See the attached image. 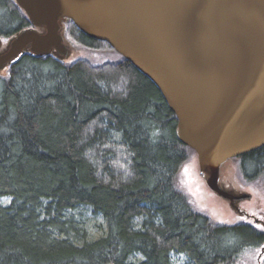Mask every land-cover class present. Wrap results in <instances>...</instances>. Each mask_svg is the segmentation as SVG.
<instances>
[{"label":"trees","instance_id":"16d2710c","mask_svg":"<svg viewBox=\"0 0 264 264\" xmlns=\"http://www.w3.org/2000/svg\"><path fill=\"white\" fill-rule=\"evenodd\" d=\"M29 25L14 0H0L3 39ZM63 25L68 58L24 52L0 71V198L10 197L0 264H172V251L242 264L264 250L262 230L212 220L179 185L195 152L153 82L107 42ZM232 161L242 181L264 180V146ZM80 204L105 219L102 236L79 237L65 212ZM134 253L143 259L128 260Z\"/></svg>","mask_w":264,"mask_h":264},{"label":"water","instance_id":"95a60500","mask_svg":"<svg viewBox=\"0 0 264 264\" xmlns=\"http://www.w3.org/2000/svg\"><path fill=\"white\" fill-rule=\"evenodd\" d=\"M14 1L30 25L0 36V71L24 52L68 58L72 22L158 88L215 195L233 209L250 198L220 177L229 159L264 146V0Z\"/></svg>","mask_w":264,"mask_h":264},{"label":"rangeland","instance_id":"374dc122","mask_svg":"<svg viewBox=\"0 0 264 264\" xmlns=\"http://www.w3.org/2000/svg\"><path fill=\"white\" fill-rule=\"evenodd\" d=\"M75 51H78L76 55L81 53V49H76ZM113 137L114 140L119 139L116 133H113ZM236 168L237 162L232 161V158L229 159L222 166L220 177L225 186L239 190L238 192L250 194L249 199L233 202L234 209L228 200L215 195L207 186L203 175L199 171L195 153H191L181 166L178 174V183L190 197L191 203L197 209L207 213L212 220L219 223L246 221L264 232V180L242 181ZM0 203L9 204L10 197L0 198ZM240 209L245 213L243 216L236 213ZM65 216L66 218H71L77 223L79 228H82L83 231H79V237H81V233L85 232L87 239H96L106 231L105 219L100 214L94 213L90 205L80 204L73 209L67 210ZM255 220H258V222H255ZM135 222L140 227L142 217H137ZM76 240L80 242V238ZM262 248L263 245L245 253L242 256V264H262L264 260V250ZM170 257L172 264H193L185 253L172 251ZM142 259L143 256L140 253H134L128 260L134 262Z\"/></svg>","mask_w":264,"mask_h":264},{"label":"flooded vegetation","instance_id":"af4514ba","mask_svg":"<svg viewBox=\"0 0 264 264\" xmlns=\"http://www.w3.org/2000/svg\"><path fill=\"white\" fill-rule=\"evenodd\" d=\"M6 40H7V39H6ZM3 42H6V41H4V39H3ZM235 210H236V209H235ZM240 211H241V209H240V210H237L236 213H237V214H240V215L243 216L244 214H242ZM242 212H243V211H242Z\"/></svg>","mask_w":264,"mask_h":264}]
</instances>
